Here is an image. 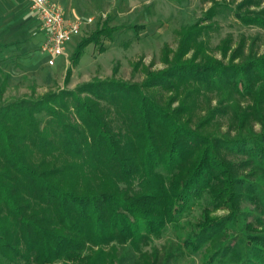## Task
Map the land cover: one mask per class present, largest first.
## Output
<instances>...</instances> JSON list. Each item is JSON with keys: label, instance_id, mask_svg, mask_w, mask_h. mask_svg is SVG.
<instances>
[{"label": "trees", "instance_id": "1", "mask_svg": "<svg viewBox=\"0 0 264 264\" xmlns=\"http://www.w3.org/2000/svg\"><path fill=\"white\" fill-rule=\"evenodd\" d=\"M215 2L179 29L173 57L161 51L167 68L147 70L141 85L94 79L0 106V264H167L168 253L140 247L204 197L180 246L204 249L202 264H264V54L233 64L234 51L228 65L204 54ZM260 2L242 0L235 16L264 27V8L242 13ZM120 29L104 22L83 37L64 83L87 46L105 52L102 40ZM6 85L4 76L0 102ZM211 94L216 106L204 103L199 117ZM220 116L227 129L210 131Z\"/></svg>", "mask_w": 264, "mask_h": 264}, {"label": "rangeland", "instance_id": "2", "mask_svg": "<svg viewBox=\"0 0 264 264\" xmlns=\"http://www.w3.org/2000/svg\"><path fill=\"white\" fill-rule=\"evenodd\" d=\"M215 1L222 4V7L216 10L213 19L203 22V25H212L209 33L199 39L206 44L204 54L222 65L230 63L234 51H240V57L233 60V64H239L248 56H262L264 27L243 24L235 16L237 5L242 0ZM55 2L64 9L69 8V12L80 18L81 22L92 18L90 29H81L80 35L70 40L65 47L66 57L57 58L53 67L46 65V55L37 48L29 53H33L32 57L29 56L30 61H26L27 58L22 59V56H17L16 53L0 51V81L4 73L12 76L8 80L9 84L0 106L25 98L38 99L47 92L75 91L79 85L94 79L113 78L116 81L141 85L148 71L154 73L167 68L161 59V51L167 45L168 60L173 57L171 51L177 50L179 29L200 21L213 5L211 0H56ZM263 8L264 0H261L258 6L250 5L242 13L258 12ZM104 22L108 27H121V29L114 34L112 41L102 40L105 52L100 53L98 47L94 45L87 46L82 52L77 67L73 68L69 82L64 83L65 71L71 67V58L77 44ZM135 26L143 28L136 30L133 29ZM191 55L192 52H189L184 59H189ZM137 63L139 69L134 71ZM114 68L117 69L115 75H113ZM23 69L34 73L41 80L37 82L31 79V76H23L21 73ZM48 74H52L50 83L43 80ZM33 84L36 91L34 96H31ZM159 96L158 100L164 104L170 93L161 92ZM208 96L199 102L197 108L199 117L204 116L203 108L206 107L204 103H210L211 108L216 106L217 97L214 94ZM176 106L177 102H174L172 108ZM228 123V116H220L209 130L216 133L224 132ZM254 129L258 132L259 125L255 124ZM205 199L206 197L201 204L192 207L181 218L178 226L169 225L159 239H151L142 245L140 252L151 254L156 249L160 259L168 253L170 256L167 264H202L204 249L189 254L180 246V242L191 232V224L200 220L203 207L207 204ZM247 206L249 209L252 208L250 205ZM214 215L222 217L226 212L220 210Z\"/></svg>", "mask_w": 264, "mask_h": 264}, {"label": "crops", "instance_id": "3", "mask_svg": "<svg viewBox=\"0 0 264 264\" xmlns=\"http://www.w3.org/2000/svg\"><path fill=\"white\" fill-rule=\"evenodd\" d=\"M53 1L55 2L56 0ZM57 4L60 6L59 3ZM60 7L63 10L67 20L81 22V20H79L80 18L73 16L72 13L69 12V8L64 9L62 6ZM82 23H84L82 29H90L89 24H86L85 21H82ZM44 39L45 35L41 30L40 20L38 19L37 14L31 10L28 0H0V51L4 50V52L16 53L17 56H22V59L27 58L26 61H30V57H32L33 53H29L33 51L34 48H37V50L40 51V46L44 42ZM46 57L47 65L48 56ZM28 72L29 70L23 69L21 73L23 76H31L30 78L36 80L37 82L41 80L34 73L29 72V75ZM4 76L7 77L8 85V80L12 76L8 73H4L1 76V81L3 80ZM51 77L52 74H48L43 80H45L47 83H50L52 80ZM32 87L35 88V85H31V89Z\"/></svg>", "mask_w": 264, "mask_h": 264}, {"label": "built area", "instance_id": "4", "mask_svg": "<svg viewBox=\"0 0 264 264\" xmlns=\"http://www.w3.org/2000/svg\"><path fill=\"white\" fill-rule=\"evenodd\" d=\"M30 8L37 14L41 30L45 35L40 52L48 56L47 65L54 66L59 57H66L65 47L70 40L79 36L84 23L67 20L61 7L53 0H28ZM88 19L86 24H90Z\"/></svg>", "mask_w": 264, "mask_h": 264}]
</instances>
